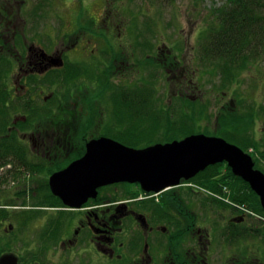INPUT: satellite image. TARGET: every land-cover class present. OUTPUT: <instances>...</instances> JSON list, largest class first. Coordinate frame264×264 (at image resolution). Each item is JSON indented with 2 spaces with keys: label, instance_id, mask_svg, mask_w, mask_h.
<instances>
[{
  "label": "flooded vegetation",
  "instance_id": "af4514ba",
  "mask_svg": "<svg viewBox=\"0 0 264 264\" xmlns=\"http://www.w3.org/2000/svg\"><path fill=\"white\" fill-rule=\"evenodd\" d=\"M51 1L53 16L44 23L41 9ZM66 1H71L69 7ZM35 2L28 12L29 0H0V193L22 198L1 204L0 209L8 211L7 221L20 220L24 212L35 217L31 243L40 242L42 247L41 252L28 253L26 260L15 254L13 222L8 229H0V238L12 234L10 255L19 257L18 264H264V234H244L256 226L252 222H262L259 228H263L264 215L253 213L254 219L225 203H213L188 183L152 194L137 183L133 189L127 188L130 183L108 184L96 188V197L79 207L66 206L52 194L50 177L81 158L91 139L116 140L111 132L124 134L130 109V114L141 111L162 115V120L163 112L172 116L179 102L192 114L207 111L199 101V90L201 81L209 82L210 90L212 80L193 78V69L190 76L186 67L164 68L158 46L153 53L151 47L138 50L141 55L134 50L135 61L129 62L124 45L127 26L112 0H102L105 6L98 15H91L90 26L83 22V0ZM257 5L253 7L256 24L261 15ZM167 57L175 58L177 64L182 61L179 54ZM157 69L162 73L159 76ZM159 77H163L168 103L159 97L161 83L157 90H148L147 82ZM133 78L141 79L135 82ZM251 78L252 107L241 105L247 93L234 95L230 109L222 101L214 103L219 110L215 117L219 128V116L228 110L240 115L249 112L251 139L258 145V152L254 148L251 152L259 158L257 153L264 155V123L258 129V123L264 122L260 116L264 95L258 92L264 78ZM231 79L234 84L229 87L241 81ZM131 84L144 89L130 91ZM105 112L110 121H102ZM80 131L86 132L74 137ZM253 162L255 169H263ZM24 198L41 202L25 204ZM5 220L0 218V226ZM38 234L44 238L39 240ZM214 234L222 236L221 242ZM249 240L251 244L244 249ZM5 252L0 255L10 253Z\"/></svg>",
  "mask_w": 264,
  "mask_h": 264
},
{
  "label": "rangeland",
  "instance_id": "374dc122",
  "mask_svg": "<svg viewBox=\"0 0 264 264\" xmlns=\"http://www.w3.org/2000/svg\"><path fill=\"white\" fill-rule=\"evenodd\" d=\"M71 1L64 2L68 7L70 6ZM113 5V8L120 10V15L125 20L123 23L127 26V31L124 45L125 49L127 50V53L131 56L128 58V61L133 64V60L135 61L134 57V50H136V53H138L142 47H151V52L153 53V49L155 46H158L159 50L157 51L160 55L161 59V65L164 64V68H169L170 65H172V69L174 71H178L181 68H188L189 71H194L193 78H211L210 84L212 88L208 90L209 88V82H203L201 81V90L200 94L202 95L201 101L205 104V108L207 109V113L210 117V121H201V127L204 128L207 124L209 126V129L207 131L208 135H212V132L218 127V123L216 120L217 110L215 102L222 101V104L226 106L227 109H230L232 106V103H230L231 99L234 97V95L242 96L245 93H247L248 98H241V102L243 100L242 107H245L246 105H251L250 108L253 105L252 99L249 96L252 95V88H253V81L252 76L254 78H259L258 80L264 78V40L259 41L258 43H261V46H257V42H253L251 45V49L248 52H244L239 55L240 60H245L244 63H239L237 66L235 65V61H231L232 67L230 68V72L232 75L240 78L241 81L237 84L238 86L235 87V85L229 87V85H223V80L225 78L222 77L220 71H213V63L217 60H212V58H216L219 56L220 51H217L214 53L211 57L207 58L205 60L202 56H200V48L201 45H204L207 40H204V36L206 32L211 31V28L218 27L221 21V17L218 18L217 11L218 10H224V7H231V3H229L228 0H162L161 2H154L153 0H112L111 2ZM257 4H254L258 6L259 13L261 15H264V0H257ZM36 4L35 0H29L28 3V12L31 11L33 6ZM53 1L48 4V7L44 8L42 7L41 12H44L43 14V22L48 23L52 19L53 14H50V12H53ZM83 9L86 11L83 13V22L85 25L90 26L91 23L88 21H91V15L96 14L100 12L101 7L105 6V3L102 2V0H83ZM235 7V6H234ZM256 9V8H255ZM26 10V11H27ZM110 10V9H109ZM113 10V9H112ZM217 14V17L215 16ZM220 15V14H219ZM32 19V18H31ZM220 20V21H219ZM235 21V20H234ZM225 22H229L225 19ZM264 22V20H263ZM264 24V23H263ZM233 28L232 30H234ZM212 37V35H211ZM206 45H210L208 42ZM148 49V48H147ZM179 52H178V51ZM169 53H172L174 56H177L179 54V58H181V62L177 64L175 58H169L167 55ZM138 54H142L139 52ZM150 54V51H147V55ZM144 60V58H143ZM145 61V60H144ZM189 72V75H192ZM223 73V72H222ZM159 74H162L159 69L156 71V75L159 76ZM225 75V72L223 73ZM163 78V77H162ZM161 77L157 78L156 80L152 82H147L149 85L148 90H157L158 84H162L161 92L159 93L160 99L165 103H168L169 101L166 98V95L164 92V81ZM222 79V83L219 87L215 86L218 84L219 79ZM140 81L141 78H133L135 82ZM159 79V80H158ZM229 79V78H228ZM159 83H157L158 81ZM162 80V81H161ZM156 81V82H155ZM234 84V83H232ZM264 86H262L261 91L258 92V95H264ZM144 88L136 86L135 84H131L129 90H142ZM196 95V93H194ZM177 101H174V106L176 105ZM235 102V101H234ZM222 105V106H223ZM229 107V108H228ZM244 112V111H243ZM260 112V111H259ZM165 113V112H163ZM153 115V114H152ZM162 116V115H160ZM260 116H264V114H260ZM164 118V117H162ZM102 121H110L111 117L107 116L106 112L101 117ZM128 125H139L142 124L143 126H147L149 121L144 116H133V119H131L128 116ZM159 121H163L162 119H159ZM163 123V122H162ZM263 121H260L258 123V129L261 124H263ZM211 131V132H210ZM201 132V131H200ZM148 142V141H147ZM161 142V141H160ZM155 142H152L150 144H153ZM224 170H221V174H224ZM5 174V173H4ZM205 174H202L200 179L205 177ZM4 176V175H3ZM198 176V175H197ZM196 176V177H197ZM195 177V178H196ZM11 180H9V184ZM130 185V184H126ZM222 185V184H221ZM131 187H127L130 189H133V185H130ZM221 194H218L220 196L225 197V201H221L219 199H216L213 197L208 190L203 187L196 185L192 183V188L197 190L198 192H201L203 194H206L209 197H213L216 199L217 202L225 203L229 205L230 207H233L236 209V211L239 213V209H237L233 204L234 201H231L229 194H230V188L227 185L221 186ZM172 188V187H171ZM174 188V187H173ZM190 188V187H189ZM177 188L175 187L174 190ZM191 189V188H190ZM21 201V197H6V195H2L0 193V206L1 204H10L14 203V201ZM41 200V199H39ZM38 199L28 200L23 199V203H34L36 201H39ZM41 202V201H39ZM235 204L240 206H245L249 212H252L257 215H261L258 212H255L258 210L257 204L253 206H249L248 204H243L239 202H235ZM4 210V209H0ZM6 211V210H4ZM8 212V211H6ZM24 217L22 222H17L16 218H10L8 221L5 220L2 223V226H0V229H8V224L13 223L14 224V239L16 242L14 243V253H18L21 255V258L23 259H29L31 252H41L42 247L40 242L35 245H33L32 238L30 236L33 234L32 232L36 231L35 229H31V222L35 220V217H30L29 212H24ZM246 216L252 217L256 219L254 216L247 214ZM15 220V221H14ZM258 222V223H257ZM256 226H252L249 228V230H246V232L261 227L262 222L256 221L252 222ZM39 229V227H37ZM264 228V227H263ZM42 229V228H40ZM250 231V233L253 234V232ZM42 232V230H40ZM247 234V235H252ZM40 235V236H39ZM216 237L217 242H221L222 236H219L218 234H214ZM39 240L43 239V234H38ZM50 238V236H49ZM7 239V241H6ZM3 241L9 242L8 246L5 247L7 250L5 253L11 254V242H12V234L6 235V237L3 238ZM252 242V240H249L246 244H243V248L245 249V246H249ZM219 249V248H218ZM9 251V252H8ZM17 254V255H18ZM19 258V257H17ZM262 259V258H260Z\"/></svg>",
  "mask_w": 264,
  "mask_h": 264
},
{
  "label": "water",
  "instance_id": "95a60500",
  "mask_svg": "<svg viewBox=\"0 0 264 264\" xmlns=\"http://www.w3.org/2000/svg\"><path fill=\"white\" fill-rule=\"evenodd\" d=\"M226 163L259 198L264 211V174L254 168L252 157L222 137L191 134L170 143L132 148L106 137L86 143L81 158L54 173L50 191L69 207H79L96 197V188L113 183H137L145 193H159L204 171ZM0 264H18L17 257L0 255Z\"/></svg>",
  "mask_w": 264,
  "mask_h": 264
},
{
  "label": "trees",
  "instance_id": "16d2710c",
  "mask_svg": "<svg viewBox=\"0 0 264 264\" xmlns=\"http://www.w3.org/2000/svg\"><path fill=\"white\" fill-rule=\"evenodd\" d=\"M154 2H161L162 0H153ZM231 3V7H224V10H218V18L221 17V21L219 26L215 28H211V31L206 32L204 36V40L206 39L210 45H201L200 56H202L205 60L207 58H212L211 56L220 51L219 56L216 58H212V60H217L213 63V70L220 71L223 78V85H230L232 83V79L234 76L230 72V68L232 67L231 61H235V65L237 66L239 63L246 62L245 60H240L239 55L248 52L251 49L252 43L263 41L264 40V16L258 15L257 17L258 24L255 23L256 17H253V7L254 4H258L257 0H228ZM235 6V7H234ZM217 14L215 15L217 17ZM225 19L229 22H225ZM235 20V21H234ZM235 28L234 30H232ZM212 35V37H211ZM258 46H261V43H258ZM225 72V75L223 73ZM229 78V79H228ZM237 78V77H235ZM234 82V80H233ZM178 110L176 112H172V116L170 112L163 114V121L165 123L162 124L161 121L158 120L161 117L159 115H151L142 113L141 111L133 112L130 114L131 109L129 110L128 116L133 119V116H144L146 119L150 120L148 125L140 126L130 125L123 132L113 131L111 132L112 138L120 141V143L132 147V148H143L148 146L152 142H169L173 140H179L187 135L194 134L196 132H204L207 134L208 127H201L200 121L202 119L210 120V117L206 110H200V112L191 113L188 111H184L181 106H184L182 102H179ZM188 108V105L186 106ZM167 114V115H166ZM116 116V115H115ZM123 117V116H122ZM220 126L213 133V135L219 136L227 140L228 142H232L237 145L245 152L251 155L252 160L257 162V164L261 165L263 169H260L262 173H264V155L262 152L257 153L259 158L262 161H259V158H255V155L252 154L251 150L254 148L258 152V145L254 140L251 139V116L250 113L243 112L242 115L238 112H234L228 110L227 113L221 114L219 116ZM162 124V125H160ZM164 125V126H163ZM163 126V127H160ZM86 131L76 132L74 137H79L80 134L84 135ZM211 132V131H210ZM148 141V142H147ZM254 158V159H253ZM257 159V160H256ZM224 170V174H221V170ZM202 180L200 179L202 174H205ZM192 182L196 185L205 187L208 192L214 194H221V186L227 185L230 188L229 197L231 201L239 202L243 204H248L249 206H255L257 204L258 212L261 215H264L262 209L259 204L258 197L252 192L249 186L242 181L240 178L233 175L230 168L224 163H217L207 167L203 172L199 173L196 178L192 180ZM222 184V185H221ZM131 187L130 185H128ZM209 197V196H208ZM209 199L214 203L217 202L213 197H209ZM8 212L4 210H0V218L5 220L8 218ZM23 217H20L19 222H22ZM254 227V226H253ZM264 228H257L253 232L254 235L264 234L262 232ZM247 234H251L250 231L246 232ZM244 232V234H246ZM6 236H2L0 238V254L7 251L5 250L8 246L9 242L3 241V238ZM264 237V236H263ZM7 241V239H6ZM264 244V241H263ZM264 259V249L261 251Z\"/></svg>",
  "mask_w": 264,
  "mask_h": 264
}]
</instances>
